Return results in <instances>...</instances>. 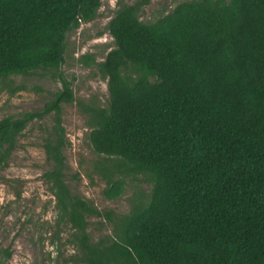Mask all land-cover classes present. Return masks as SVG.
<instances>
[{"label": "trees", "instance_id": "obj_1", "mask_svg": "<svg viewBox=\"0 0 264 264\" xmlns=\"http://www.w3.org/2000/svg\"><path fill=\"white\" fill-rule=\"evenodd\" d=\"M102 1L0 0V81L42 71L61 84L41 111L0 120V171L28 124L52 114L44 179L79 264H264V0H188L148 22V0L118 3L114 48L80 57L107 81L105 107L78 103L103 197L124 194L126 173L151 183L146 202L114 217L67 186L61 117L76 101L60 72L68 35ZM102 215L112 234L94 240L87 219ZM10 258L0 251V264Z\"/></svg>", "mask_w": 264, "mask_h": 264}, {"label": "rangeland", "instance_id": "obj_2", "mask_svg": "<svg viewBox=\"0 0 264 264\" xmlns=\"http://www.w3.org/2000/svg\"><path fill=\"white\" fill-rule=\"evenodd\" d=\"M142 1L103 0L98 17L68 35L60 69L71 83L76 100L63 104L61 113L69 144L64 151L68 166L66 184L72 193L88 200L100 213L110 212L113 217L129 213L134 203L146 202L151 183L146 174L126 173L120 176L125 184L124 194L115 200L103 197L106 182L95 168L100 157L91 149L87 116L78 103L105 107L107 81L97 75L94 66L85 67L80 57L90 55L96 62L103 61L114 48L107 24L118 3L132 5ZM183 1L188 0H148L140 11V19L153 21ZM60 89L55 72L37 71L0 81V120L41 111ZM53 124L52 114L29 123L0 171V251L9 249L11 252L6 264H79L70 243V227L56 224L55 200L44 179L50 166L43 144L50 137ZM87 221L92 239L112 234L113 224L104 215L89 217Z\"/></svg>", "mask_w": 264, "mask_h": 264}]
</instances>
